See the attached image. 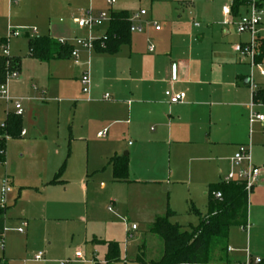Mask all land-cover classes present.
I'll list each match as a JSON object with an SVG mask.
<instances>
[{
    "label": "crops",
    "instance_id": "0c3cea01",
    "mask_svg": "<svg viewBox=\"0 0 264 264\" xmlns=\"http://www.w3.org/2000/svg\"><path fill=\"white\" fill-rule=\"evenodd\" d=\"M104 1L111 13L128 12L131 19L140 15L138 19L132 20V25L141 26L142 31L131 33L130 44L123 46L116 55L101 54L96 50L89 55L81 50V65H75L69 72L65 65L72 63L71 59L44 63L32 57L29 52L31 38L26 31H23L21 37L12 38L17 40L25 37L27 57L33 63L48 65L50 73V81L43 90L33 86V92L32 88H28L27 96L34 93V98H27L30 102L28 115L30 114L31 122L36 123L40 114L44 118L48 109V95L63 94L67 103L74 104L73 122L67 131L69 140L86 142L89 148L97 149L94 171L102 181L103 189H107L108 185L113 188L111 203L114 206L119 203L126 207L129 214L132 211L131 193L141 190L142 213L153 220L148 224L149 228L158 218L166 216L169 209L175 213L173 218L178 217V207L173 199L162 194L161 187L165 183L173 186L182 182L181 177L177 178V170L180 172V167L185 162L190 167L185 179L190 188L195 187V199L189 195L193 205L189 212L193 213L192 207L197 209L194 205L197 203L196 196H203L201 199L207 202L204 203L203 200L201 203L207 204L209 213V188L224 183L225 177L232 171V159L240 146L251 145L253 164L264 169V143L259 144L261 138H264V130L260 124L251 126L249 122L250 101H254V92L264 89V85H255L250 92L252 80L246 75L244 67L251 66V62L235 52L236 45L226 44L229 42V31L226 29L235 27L238 34L236 22L245 14V9H241L240 17H233L231 24H228L231 19L224 14V37H220L213 35L210 30H200L201 24L196 20L197 0H140L148 3L149 9H140L134 13L125 5L114 9L117 0L113 6H109L107 0ZM34 2L32 0L28 5ZM94 2L95 0L91 2L90 8L94 7ZM7 3L10 10L14 5L9 0H0V41L7 40L3 20ZM142 11L146 15L142 16ZM11 17L9 14L6 24L12 22ZM60 24L66 25L65 21H60ZM18 26L25 27L20 22ZM108 26L106 24L98 29L95 36H104ZM156 26L160 30H156ZM263 28L264 25L260 35L264 33ZM39 32L41 33L37 34V31L33 38L49 37L56 41H73L88 35L87 30L80 29L76 24L61 30L42 28ZM246 36L247 41L239 44L249 42L250 37ZM7 45L9 48V42ZM3 46L0 48L2 56ZM151 47L153 52H150ZM9 57L20 60V78L16 81L24 86L27 77L24 59L16 55L14 46L9 48ZM88 63L92 80L90 96L82 93L80 83ZM255 69L252 68L253 71ZM260 76L264 78L261 74ZM13 84L10 85V93L15 96ZM169 91L186 94L185 101L170 105L165 95ZM106 95H110L111 99L105 100ZM4 103L11 106V110L7 112V121L9 114H15V109L12 104L6 101ZM254 111L264 115V104H257ZM62 112H65V108L60 107L59 117ZM24 114L25 112L22 117ZM23 122L22 118V125ZM66 124L67 122L62 121L63 130L59 128L63 137ZM59 126L61 127L60 121ZM23 131L26 134L20 138L31 135L25 129ZM102 132H106V135L99 137ZM256 133L260 134V138ZM31 138L32 135L30 140ZM255 143L263 152L261 158L255 155ZM122 156L129 158V179L127 182H116L110 160ZM59 183L64 181L60 178L56 184ZM119 189L126 192V198L119 197ZM156 192L160 193L159 196L153 194ZM199 213L202 218L208 216V213L205 216L200 211ZM247 222L249 229L238 227L245 238L234 237L231 242L229 233L227 245L233 251L217 258L225 259L228 264H245L247 251L258 259L264 258V247L261 249L253 244V239L264 234V171L260 183L249 195ZM138 230L139 227L135 231ZM27 231L28 225L25 233L20 235L26 236ZM107 252L108 248L101 263L105 262ZM239 254L245 257V261H240L237 256ZM95 258V264L100 262Z\"/></svg>",
    "mask_w": 264,
    "mask_h": 264
},
{
    "label": "rangeland",
    "instance_id": "374dc122",
    "mask_svg": "<svg viewBox=\"0 0 264 264\" xmlns=\"http://www.w3.org/2000/svg\"><path fill=\"white\" fill-rule=\"evenodd\" d=\"M30 1L32 0H24L10 10L7 3L3 19L7 38L11 30L36 29L37 34H40L39 29L42 30V28L51 27L61 30L71 24L75 26L74 20L82 18L83 12L90 8L92 2L91 0H35L32 5H28ZM197 1L199 2L196 6V20L201 24L200 30H210L213 35L224 37L223 8L230 7L233 0ZM117 2L114 9L119 5H125L133 13L140 9L146 11L149 9L148 3L140 0H117ZM106 7L104 0H95L93 10L97 14L102 10L108 11ZM9 14L12 16L10 19L12 22L6 24ZM60 21H65L66 25H61ZM19 22L24 23L25 27H19ZM226 30L229 31V42H226L228 46L237 45L248 39L246 35L240 37L235 27H229ZM261 35L264 37V33ZM10 46H14L16 55L24 59L27 77L24 86L17 84V79L9 82V97L22 101L25 112L22 117L23 129L30 132L33 138L30 140L31 135L18 139L6 138L5 158L0 161V208L6 209L5 214L0 218V264H62L66 262L95 264V257L100 261L99 264H103L101 262L104 260V253L108 243L111 242L120 245L122 261L117 264H138L136 260L141 251L145 253L146 261L159 260L163 254L164 244L160 237L151 233L148 227L153 220H149L143 214L144 212L142 213L141 190H134L131 193L132 211L129 214L126 207L120 206L119 203L114 206L111 203L113 188L108 185L107 189H103L102 181L96 177L97 174L94 171L98 156L97 149L89 148L86 142L69 140L67 131L73 122L74 104L67 103L63 94L51 93L47 97L48 109L44 118L40 114L36 123L31 122L30 114L28 115L30 102L27 98L30 97V100L34 98L33 86L40 90L49 83L48 65L30 61L27 57L28 48L25 37L11 39L9 48ZM7 59L11 58L7 57ZM71 62L65 65L69 72L75 67L73 60ZM244 69L246 75L251 77L253 84L255 82L254 85H264V78L260 76L258 69L253 71L248 65H245ZM12 84L17 97L10 93ZM28 88H32L33 91L29 96H27ZM253 90L252 86L250 92ZM0 100L3 99L0 97ZM4 102L0 101V127L5 124L7 112L11 110V106ZM60 107L65 108V112H62L59 117ZM62 121L67 122L64 137L59 131V128L63 130ZM248 133L250 135L249 131ZM256 135L260 138L259 133ZM262 143L264 138H261L259 144ZM258 147L255 143V155L261 158L263 152ZM167 166L169 168V162ZM63 167L61 180L64 183L52 184L55 175ZM189 169L188 162H185L183 167H180V172L177 170V178L181 177L182 182L173 185L174 187L166 183L161 187L162 194L173 199V203L178 207L176 212L178 217L173 218L171 222L184 228H188L189 225L197 227L200 224L199 218L189 212L190 206H193L189 195L195 199V187L190 188L185 179ZM5 180H9L11 191L4 202ZM153 194L159 196L160 193ZM119 197L126 198V192L123 189H119ZM202 197L196 196L197 203L194 205L205 216L208 213L207 204H202L201 201L204 200V203L207 201L201 199ZM110 207L113 211L109 210ZM23 223L28 225L26 236L17 233ZM133 223L139 227L137 232L131 229ZM229 233L231 242L234 237L245 238L238 227H232ZM253 244L262 249L264 234L253 239ZM142 247L144 250L141 249ZM77 252L84 253L86 260H76ZM40 253L43 254V260L38 262L35 257ZM219 256H224L221 247L214 251L211 264H220L218 262L220 258H217ZM237 256L240 261H245L242 255ZM252 257L254 260L258 259Z\"/></svg>",
    "mask_w": 264,
    "mask_h": 264
},
{
    "label": "trees",
    "instance_id": "16d2710c",
    "mask_svg": "<svg viewBox=\"0 0 264 264\" xmlns=\"http://www.w3.org/2000/svg\"><path fill=\"white\" fill-rule=\"evenodd\" d=\"M244 0H233L232 16L240 17ZM131 16L128 12L111 13V20L105 36L95 42V50L106 55H116L121 48L131 42ZM6 40L0 41V48ZM259 49L255 59L257 64L264 63V37L258 36ZM72 45H61L49 37L31 38L29 52L40 62L49 63L56 60L71 59ZM20 69L19 59L8 60L0 53V85L5 83L9 72ZM253 100L256 104H264V89L254 92ZM23 132L22 118L16 114H9L7 121L0 127V161L4 160L7 139H18ZM7 138V139H6ZM113 176L116 182H127L129 179V158L127 156L114 157L110 160ZM64 167L57 173L52 184L59 182ZM221 193L223 200H215L213 195ZM209 213L202 218L199 211L192 207V212L200 217L197 227L184 228L171 222L175 213L168 210L165 217L158 218L151 226V233L160 237L164 244L162 257L157 261L148 262L143 251L137 257L138 264H211L212 255L221 247L222 254L228 252V238L232 227H245L248 220L249 194L243 184H215L210 186ZM6 209L0 208V218ZM108 252L103 264H117L121 262L120 245L108 243ZM144 250V247L141 248ZM228 264L225 259L218 261ZM96 264H99L98 262ZM260 264H264V260Z\"/></svg>",
    "mask_w": 264,
    "mask_h": 264
},
{
    "label": "built area",
    "instance_id": "2783aa9c",
    "mask_svg": "<svg viewBox=\"0 0 264 264\" xmlns=\"http://www.w3.org/2000/svg\"><path fill=\"white\" fill-rule=\"evenodd\" d=\"M11 5H19L24 0H9ZM93 1V0H91ZM245 5L243 8L245 9V14L242 15L239 20L236 22L237 32L239 35H249L250 40L245 44H238L234 47L236 53H238L243 58H248L251 62V67L253 69H258L260 74L264 76V64H257L255 62L259 44H258V36L260 35L261 27L264 25V0H244ZM233 3V2H232ZM107 4L109 6H113L115 4V0H107ZM232 6L224 8L225 16L230 20L228 24L233 23L232 16ZM141 15H146L145 11L141 12ZM140 15H135L132 20L138 19ZM111 20V12L107 10H103L98 12L97 14L94 12L93 8H89L80 19L74 20V23L83 30H87L88 35L85 38H76L73 41L61 39L58 40V43L61 45H72L73 50L71 53V60H73L75 65H81V55L80 52L85 51L89 55H92L95 52V42L97 40L102 39L95 36V32L103 28L106 24H109ZM227 23V22H226ZM199 26V24H196ZM156 30H160L159 26H156ZM23 31H26L30 34V38L37 33L36 29H17L11 30L10 35L8 36L6 43L3 46V56L5 58L9 57V48L8 42L12 38L21 37ZM141 26L132 25L131 33L141 32ZM150 52H153V48H150ZM90 63L87 64V69L83 72L80 83L82 86V93L86 96H90L91 88H92V80L90 74ZM19 77V71L14 70L9 72L6 78L5 83H3L0 87V97L5 100L7 103H10L14 106L15 114L17 116H21L24 113L22 101L14 100L9 97L8 84L11 80L17 79ZM255 88L253 82L251 81V88ZM166 98L168 99V103L170 105L181 104L186 99V94L178 93L174 94L172 92H166ZM110 95L105 96V100H110ZM257 104L253 101L250 105V117L249 122L252 126L253 124H260L264 130V115L259 114L254 111V108ZM26 132H22V136H25ZM106 132H102L99 134V137H104ZM232 171L225 177V184H243L245 185L247 193L250 195L256 186L260 183V179L262 173L264 171L263 168L256 167L252 162V146H240L232 159ZM11 189L9 188V180L4 181V190H3V200L5 202L7 198V194L10 193ZM215 200L222 201L223 197L221 193H215L213 195ZM3 208V207H2ZM112 211V208H109ZM27 225L25 223L22 224L21 228L18 229L19 234H24ZM243 230L249 229V225L242 227ZM132 231L137 230V225L131 226ZM4 243V240H3ZM232 248L228 247V252H232ZM247 260L245 264H260V259H252V256L247 251ZM43 254H39L35 257L36 261H42ZM75 259L78 261H85V255L82 252H77L75 255ZM69 264V262L62 263Z\"/></svg>",
    "mask_w": 264,
    "mask_h": 264
}]
</instances>
